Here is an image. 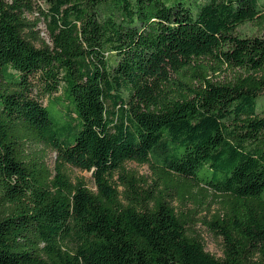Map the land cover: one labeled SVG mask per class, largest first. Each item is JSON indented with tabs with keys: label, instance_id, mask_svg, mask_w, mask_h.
<instances>
[{
	"label": "trees",
	"instance_id": "trees-1",
	"mask_svg": "<svg viewBox=\"0 0 264 264\" xmlns=\"http://www.w3.org/2000/svg\"><path fill=\"white\" fill-rule=\"evenodd\" d=\"M48 2L50 43L0 0V264H264L260 0ZM192 180L223 257L173 204Z\"/></svg>",
	"mask_w": 264,
	"mask_h": 264
},
{
	"label": "rangeland",
	"instance_id": "rangeland-1",
	"mask_svg": "<svg viewBox=\"0 0 264 264\" xmlns=\"http://www.w3.org/2000/svg\"><path fill=\"white\" fill-rule=\"evenodd\" d=\"M12 2V0H7ZM29 2L32 6V11L27 10L26 15L32 21H38L37 30L39 36L50 43V37L48 34V19H46L44 13H48L50 10V4L48 0H25ZM261 5L264 6V0H260ZM243 31L252 32L249 27L245 26ZM40 40L37 45H40ZM34 79V78H32ZM37 82L32 95L39 100L43 105L49 106L60 93L45 94L43 92V86L41 79ZM260 106L259 111H261L262 105L264 104V94L259 100ZM59 108L61 106L59 105ZM50 111L54 112V107L51 106ZM63 110H65L63 108ZM56 154L51 152L48 156V165L53 168L55 165ZM126 167L129 170H135L139 172L140 175L152 177V170L148 164H139L135 161H128ZM68 172L72 177L73 181L83 179L87 186L96 189L95 181L93 177V172L88 170H83L74 166H67ZM151 182V180H150ZM192 186L190 191L186 194L185 198H181L177 193L174 194L173 204L178 208V210L185 216L189 221L188 230L190 233H195V231H200L205 240L206 250L210 253L216 255L217 257H223L224 239L222 236H217L215 231L209 225V222L213 220L214 216L219 212L225 210L224 197L215 192L212 188L207 187L201 182L191 181Z\"/></svg>",
	"mask_w": 264,
	"mask_h": 264
}]
</instances>
